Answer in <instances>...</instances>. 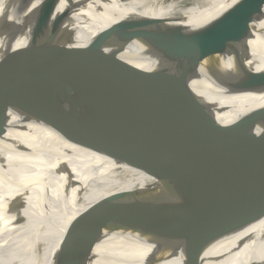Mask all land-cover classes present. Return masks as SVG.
Here are the masks:
<instances>
[{
	"label": "bare ground",
	"instance_id": "1",
	"mask_svg": "<svg viewBox=\"0 0 264 264\" xmlns=\"http://www.w3.org/2000/svg\"><path fill=\"white\" fill-rule=\"evenodd\" d=\"M10 1L0 0V15H8V26L12 21L19 23L14 19V9L6 7ZM147 1L58 0L56 15L64 7L71 8L59 32L71 36L75 55L107 54L133 58L152 45L158 32L156 30L150 38L143 35ZM250 1L241 0L237 6ZM39 2L32 0L28 8L37 7ZM232 6L233 0H190L186 8L192 23L175 32L207 23ZM28 14L29 11L21 13L27 19ZM173 21L169 20L161 27ZM174 28V25L161 28L163 30L155 42L173 34ZM22 31L18 35L12 34L9 28L0 25V71L17 58L18 47L28 34L27 27ZM260 41H264V6L260 18L253 23L251 39L232 43L223 54L202 60L196 70L207 75L230 72L243 64L246 58L243 51L247 49L250 52ZM255 62H260L264 70L261 58L249 59V63ZM197 93L215 104L224 97L203 79L197 86ZM210 125H178L164 129L162 140L145 143L143 136L113 142L112 149L97 152L69 144L52 129L10 110L6 133L0 139V264H54V252L61 236L79 214L85 219L90 249L88 264H93L106 248L117 225L138 208L161 196L179 201L174 206L196 213L187 216L195 225L242 191L263 187L264 169L254 171L252 166L245 168L244 177L225 182H201L181 176L186 169L179 165L189 158L187 152L195 148L207 147L208 156H216L215 159H228L241 149L264 148V143L233 138L220 143L217 138L208 136ZM14 148L26 153L16 152ZM198 160L193 159V162ZM20 194H25L23 204L9 211L6 203L14 202ZM48 203L51 211L42 210ZM102 206L103 217L90 222L89 218ZM153 218L158 228L177 234L179 227L171 223L174 220H168L162 214ZM166 224L169 226L165 227ZM257 230H264V199L230 215L218 226L216 233L196 240L200 245L205 244L202 258L197 263L236 264L245 255L253 256L249 261L263 258L264 238L252 236ZM195 235L204 234L199 229ZM187 245L186 242L183 248ZM249 261L245 264H253Z\"/></svg>",
	"mask_w": 264,
	"mask_h": 264
},
{
	"label": "water",
	"instance_id": "2",
	"mask_svg": "<svg viewBox=\"0 0 264 264\" xmlns=\"http://www.w3.org/2000/svg\"><path fill=\"white\" fill-rule=\"evenodd\" d=\"M31 1L7 3L19 23L12 21L8 26V15H0V25L12 34L18 35L26 27L28 30L17 58L0 71V139L6 133L8 113L13 110L52 129L69 144L104 152L113 148V142L147 137L178 125L200 127L217 123V115L230 108L197 95L202 79L222 95H264V70L255 72L245 64L227 73L207 75L196 70L202 60L223 54L232 43L253 37V23L262 14L264 0H252L207 23L175 32L133 58L75 55L71 36L59 32L71 8L64 7L56 15L58 0H40L37 7L29 9ZM28 11L27 19L21 13ZM229 12L232 14L227 21L220 23ZM243 54L247 57L248 50ZM237 118L264 120V104L238 113ZM14 151L26 153L15 148ZM262 162L257 157L241 165L249 164L256 171ZM24 196L20 194L14 202H7L6 208L13 211L20 207ZM262 199L264 186L244 190L193 225V229L197 233L200 229L204 234L201 237L207 238L230 215ZM41 209L51 211V205ZM65 209L69 210L68 206ZM96 210L90 222L103 217L104 207ZM158 211L155 213L163 214ZM171 223L181 227L183 224H178L186 222L177 219ZM156 229L158 226L150 227L143 236ZM89 251L85 219L79 214L65 228L54 252V264H88ZM188 264L194 262L190 260Z\"/></svg>",
	"mask_w": 264,
	"mask_h": 264
},
{
	"label": "rangeland",
	"instance_id": "3",
	"mask_svg": "<svg viewBox=\"0 0 264 264\" xmlns=\"http://www.w3.org/2000/svg\"><path fill=\"white\" fill-rule=\"evenodd\" d=\"M189 1L148 0L144 14V37L150 38L158 30L155 39L151 42L153 44L166 27L174 25L175 28L172 32L174 33L178 28L192 23L186 8ZM185 12L187 13L182 15ZM169 20L174 21L166 27H161L163 23ZM161 28L163 29L161 30ZM252 57L261 58L264 68V41L258 42L243 60V65L245 64L247 68L255 72L263 71L260 62L249 63V59ZM222 101L220 106L230 108V110L217 115V123H212L208 127V129L210 128L209 131L207 129L208 136L217 138L220 143L232 138L253 143H264V120L237 118L238 113L264 104L262 96L224 95ZM164 134V130L151 133L145 137V143H152L156 139L162 140ZM206 148L199 147L187 152L186 156L190 155L189 158L184 159L179 165L180 168L186 169L181 175L182 177L186 176L188 179L201 182L231 181L235 178L244 177L245 168L250 167L249 164L245 166L241 163L257 157L263 161L260 166L261 170L264 169V148L261 146L238 150L236 155L234 153L228 159H215L216 156L209 157ZM192 158L200 160L193 162ZM175 204H179V201L161 196L147 206L138 208L112 231L106 248L100 252L93 264H188L190 260L194 264H198L202 258V249L205 244L200 245L196 242L202 237L195 235L194 224L187 220V216L196 213L183 207L174 206ZM157 211L163 212L162 215L168 220L178 219L186 222L178 228V235L158 228L146 237L143 236L150 227L156 226L153 217ZM169 212L170 215H167ZM189 223L190 225H188ZM259 231L257 230L252 236L257 237ZM186 242L188 245L183 248ZM181 248L183 250L178 254Z\"/></svg>",
	"mask_w": 264,
	"mask_h": 264
},
{
	"label": "crops",
	"instance_id": "4",
	"mask_svg": "<svg viewBox=\"0 0 264 264\" xmlns=\"http://www.w3.org/2000/svg\"><path fill=\"white\" fill-rule=\"evenodd\" d=\"M255 234V233H254ZM256 239H263L264 238V230H260L259 232H258V235H257V237L256 236H254ZM251 257H253V256H244V257H242L240 260H238V261H236V263L237 264H242V263H247V261H249L250 259H251ZM249 263H253V264H264V257L263 258H261V259H258V260H256V261H249Z\"/></svg>",
	"mask_w": 264,
	"mask_h": 264
},
{
	"label": "snow or ice",
	"instance_id": "5",
	"mask_svg": "<svg viewBox=\"0 0 264 264\" xmlns=\"http://www.w3.org/2000/svg\"><path fill=\"white\" fill-rule=\"evenodd\" d=\"M241 3V0H233V10H236V6L238 5V4H240ZM232 13L231 12H229L227 15H225L223 18H222V20H220L219 22L220 23H224V22H226L227 21V19H228V16H230Z\"/></svg>",
	"mask_w": 264,
	"mask_h": 264
}]
</instances>
